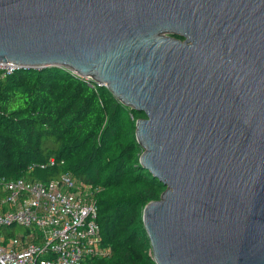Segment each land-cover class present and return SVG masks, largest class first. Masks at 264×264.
Wrapping results in <instances>:
<instances>
[{
    "label": "water",
    "instance_id": "95a60500",
    "mask_svg": "<svg viewBox=\"0 0 264 264\" xmlns=\"http://www.w3.org/2000/svg\"><path fill=\"white\" fill-rule=\"evenodd\" d=\"M0 61L133 111L156 264H264V0H0Z\"/></svg>",
    "mask_w": 264,
    "mask_h": 264
},
{
    "label": "trees",
    "instance_id": "16d2710c",
    "mask_svg": "<svg viewBox=\"0 0 264 264\" xmlns=\"http://www.w3.org/2000/svg\"><path fill=\"white\" fill-rule=\"evenodd\" d=\"M143 116L66 67L22 68L0 80V176L49 181L70 171L100 187L98 221L112 253L90 264H156L143 210L165 186L139 162ZM51 157L55 164L29 168Z\"/></svg>",
    "mask_w": 264,
    "mask_h": 264
},
{
    "label": "built area",
    "instance_id": "2783aa9c",
    "mask_svg": "<svg viewBox=\"0 0 264 264\" xmlns=\"http://www.w3.org/2000/svg\"><path fill=\"white\" fill-rule=\"evenodd\" d=\"M15 71L13 62L0 61V80ZM0 186V264H90L111 255L98 221L100 187L70 171L49 181L0 176ZM16 224L24 230H10Z\"/></svg>",
    "mask_w": 264,
    "mask_h": 264
},
{
    "label": "rangeland",
    "instance_id": "374dc122",
    "mask_svg": "<svg viewBox=\"0 0 264 264\" xmlns=\"http://www.w3.org/2000/svg\"><path fill=\"white\" fill-rule=\"evenodd\" d=\"M143 117H145V116H143ZM10 230H14L15 232H22L24 229L22 226L16 224L15 226L10 227Z\"/></svg>",
    "mask_w": 264,
    "mask_h": 264
}]
</instances>
